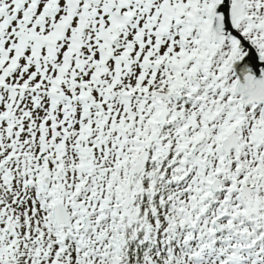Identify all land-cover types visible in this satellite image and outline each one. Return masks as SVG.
I'll use <instances>...</instances> for the list:
<instances>
[{"label":"rangeland","instance_id":"rangeland-1","mask_svg":"<svg viewBox=\"0 0 264 264\" xmlns=\"http://www.w3.org/2000/svg\"><path fill=\"white\" fill-rule=\"evenodd\" d=\"M40 14L37 15V17L35 18V22L39 19Z\"/></svg>","mask_w":264,"mask_h":264}]
</instances>
